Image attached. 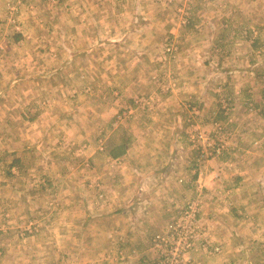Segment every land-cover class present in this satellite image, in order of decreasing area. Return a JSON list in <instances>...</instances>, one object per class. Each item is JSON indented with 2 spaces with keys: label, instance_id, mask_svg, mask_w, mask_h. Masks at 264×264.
Instances as JSON below:
<instances>
[{
  "label": "rangeland",
  "instance_id": "obj_1",
  "mask_svg": "<svg viewBox=\"0 0 264 264\" xmlns=\"http://www.w3.org/2000/svg\"><path fill=\"white\" fill-rule=\"evenodd\" d=\"M0 264H264V0H0Z\"/></svg>",
  "mask_w": 264,
  "mask_h": 264
},
{
  "label": "crops",
  "instance_id": "obj_2",
  "mask_svg": "<svg viewBox=\"0 0 264 264\" xmlns=\"http://www.w3.org/2000/svg\"><path fill=\"white\" fill-rule=\"evenodd\" d=\"M258 125H259V124H258ZM246 132H249V131H246ZM146 143H147V142H146ZM226 150L231 151V150H235V148L233 149V148L227 146V147H226ZM123 158H126V160H127V158H128V153H127L126 156L123 157ZM142 159H143V160H144V159H147L148 161H151V160H149V159H148L147 157H145V156L142 157ZM162 159H163V158H161V160L158 162L159 165L161 164ZM116 160H117V159H116ZM136 160H137V159H136ZM136 160H135L134 162H136ZM256 161H257V160H256ZM152 162H153V161H152ZM118 164L121 165V162H118ZM157 172H159V170H157L156 168H154L153 171L150 172V174H148V173H147V174H148V175H153V174H155V173H157ZM139 174H140V175H139ZM139 174H138V173H135L134 175H135V177H138V175H139V176L142 175L141 172H140ZM147 174L144 173L142 176L147 175ZM127 177H128V175H127ZM142 178H144V177H142ZM165 184H166V183H164V186H165ZM136 191H137V186H136ZM246 193H247V194H250V192H247V191H246ZM174 195H175V194H174ZM181 196H182V195H181ZM182 198H183V196H182ZM244 199H245V198H244ZM245 204H246V205H245L246 207H247V206H250L251 208H252V207H255V206H251V205L249 204L248 201H247V203L245 202ZM151 208H152V207H151ZM213 210H214V209H213ZM150 211H152V210H150ZM143 213L146 214L145 211H143ZM159 218H161V217L159 216ZM132 222H133V223H137L136 220H135V218H134V221H132ZM132 222H131V223H132ZM241 222H242V221H241ZM131 223H130V225H131ZM136 225H137V224H136ZM239 225L241 226L242 224H239ZM152 226H153V228L158 227V226H159V222H156V223L153 224ZM128 227H129V226H128ZM144 237H146L145 234H144ZM141 241H145V242L147 243V238L144 239V240H141ZM146 248H148L147 245H146ZM148 252H151L152 254H155V250H153L152 247H151V249L148 250Z\"/></svg>",
  "mask_w": 264,
  "mask_h": 264
},
{
  "label": "trees",
  "instance_id": "obj_3",
  "mask_svg": "<svg viewBox=\"0 0 264 264\" xmlns=\"http://www.w3.org/2000/svg\"><path fill=\"white\" fill-rule=\"evenodd\" d=\"M123 153H124V147L118 146L111 150L110 155L112 158L116 159V158H119ZM194 177H197V176H194Z\"/></svg>",
  "mask_w": 264,
  "mask_h": 264
},
{
  "label": "built area",
  "instance_id": "obj_4",
  "mask_svg": "<svg viewBox=\"0 0 264 264\" xmlns=\"http://www.w3.org/2000/svg\"><path fill=\"white\" fill-rule=\"evenodd\" d=\"M200 176H201V175H199L198 179H200ZM198 182H199V181H198ZM200 188H201V186H200L199 189H198V195L202 196V194H201V189H200ZM195 207H196V206H195ZM195 207H194V208H195ZM159 239H160L159 236H157V240H159ZM163 241H164V239H163Z\"/></svg>",
  "mask_w": 264,
  "mask_h": 264
}]
</instances>
